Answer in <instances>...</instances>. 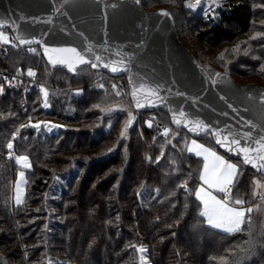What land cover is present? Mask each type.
Here are the masks:
<instances>
[{
    "label": "trees",
    "instance_id": "obj_1",
    "mask_svg": "<svg viewBox=\"0 0 264 264\" xmlns=\"http://www.w3.org/2000/svg\"><path fill=\"white\" fill-rule=\"evenodd\" d=\"M228 1L217 18L193 14L191 30L198 38L202 36L208 41L210 47L257 32L255 2ZM162 3V0L140 2L147 10L165 9L159 6ZM170 13L185 44L179 22ZM186 47L191 51L188 45ZM26 48L29 47L10 49L3 59L0 57V150L8 153L7 144L19 131V138L13 139L14 150L33 162L26 172L28 196L16 206L11 204L9 189L13 169L0 157L1 264H140L137 248L141 245H146L150 264H221V257L227 264H264V211L252 213L251 226L245 224L241 232L231 235L211 229L199 215L200 202L194 189L200 182L203 162L183 151L180 137L172 146L165 145L166 140L157 133L155 124L173 128L166 109L164 123L151 122V127L147 122L141 123V135L134 136L126 148L121 145L104 160H96V157L115 142L119 120L113 121L109 130L102 128V135L95 136L85 130L70 133L61 130L41 138V133L34 128L23 127L44 114L40 107L42 98L37 96L42 86L39 81L42 74L53 69L45 62L39 48V59L23 53ZM195 58L207 71V65ZM41 68L45 73L40 74ZM28 69H37L36 85L22 92L9 81L14 76L27 80L24 74ZM54 70L65 73L63 68ZM52 78L51 82L49 80L51 88L61 85L60 80ZM94 89L85 90L77 97L71 93L67 96V103L76 106L71 117L73 122L80 117L81 109L102 94L101 90ZM114 95L107 91L106 105L117 99ZM58 100L53 97V105ZM58 109L56 106L48 110L50 116L55 114L63 122H70ZM85 150L92 151L89 153L92 162L78 158V152ZM72 159L77 160L75 165L83 164L87 168L70 178L62 205H56L58 221L46 226L45 215L39 211L40 197L47 193L59 169L71 166ZM248 172L250 174L251 170L246 168ZM248 183L247 176L242 175L232 189L233 198L248 195ZM185 184L187 190L182 187Z\"/></svg>",
    "mask_w": 264,
    "mask_h": 264
},
{
    "label": "water",
    "instance_id": "obj_2",
    "mask_svg": "<svg viewBox=\"0 0 264 264\" xmlns=\"http://www.w3.org/2000/svg\"><path fill=\"white\" fill-rule=\"evenodd\" d=\"M165 12L168 15H161ZM0 21L4 22L0 29H7L19 47H39L53 69L75 74L89 66L110 77L125 75L135 112L165 108L173 128L193 139L210 134L216 148L230 159L241 162L242 155L216 144L212 131L229 139L238 136L242 146L251 147L264 136V85L242 84L228 71L210 75L182 42L166 9L147 10L138 0H62L58 5L54 0H0ZM17 37L33 42L22 44ZM46 48H75L90 63L69 71L65 65L51 63L49 56L57 54H46ZM112 67L119 71H111ZM136 100L143 107L138 108ZM181 111L185 117L178 126L173 117ZM193 121H202L209 131H189ZM244 133H251V139L243 138Z\"/></svg>",
    "mask_w": 264,
    "mask_h": 264
},
{
    "label": "rangeland",
    "instance_id": "obj_3",
    "mask_svg": "<svg viewBox=\"0 0 264 264\" xmlns=\"http://www.w3.org/2000/svg\"><path fill=\"white\" fill-rule=\"evenodd\" d=\"M55 3L58 5L62 0H54ZM139 2L144 0H138ZM152 2H155V0H149ZM158 1V0H156ZM163 5H159L162 8L168 9L170 12L173 13V15L176 17L177 21L179 22V28L181 30V36L183 41L186 45L191 49V51L195 54L196 57H198L199 61L204 62L207 65V71L210 72V75H214L215 73L219 71H229L231 72L236 79H238L243 84H249V83H259L260 85H264V0H247L248 2H255L254 7H256L257 11L255 12L256 18L254 19L255 23V29H257V32H249L246 33V35L243 37H237L235 38L231 43H223L220 44V46L217 47H210L208 46L207 42L204 41L202 36H199V38L196 36L193 30H191V20L193 17V14L198 15H204L206 17H210L212 19L217 18V16H220V12L224 10L229 3L228 0H200V4L196 8H189L187 7V4H195L196 0H162ZM153 7H156L154 5ZM260 26H263V28H259ZM2 31L5 36L8 37L9 42L8 43H2L0 42V57L3 59L4 56H6L10 49L16 50L19 49V46H17L12 40V36L10 32L7 29H3ZM202 37V38H201ZM258 42V44H257ZM257 44V45H256ZM39 47H29L26 48L27 50H22L23 53L33 54V56H38L39 59L40 52ZM29 49H35V51H29ZM236 49H239V51H236ZM32 56V55H31ZM50 69V68H49ZM31 70L35 73L36 76V70L28 69L24 76L27 78V80H24V77L22 76H14L10 79V84L15 87L16 89L21 90L22 92L30 91L34 88L35 84V76H29L27 73ZM44 72L43 68H41V72ZM98 71H93L90 67H85L80 70H78L75 74H68L63 73L60 74V72L55 71L54 69L48 70V73L42 74V77H40V83L42 84L41 87H37L40 89L38 97L42 98L40 107L43 108L44 114L38 117V120L34 122H30V125L39 124L40 128H34L37 130L40 134V137L44 138L49 135H55L58 134L59 131L64 130L63 132H69L72 130H85L92 135H102L103 129L105 127V130H109L111 127L110 125L113 123V121L119 120L120 127H119V134L116 138L115 142L112 144V146L106 150L102 155L96 157V160H104L108 157H111L116 151L119 149L121 145L128 146L132 141L134 136L137 134L142 133V129H140L143 125L141 123L147 122V124H150L151 122L155 123H164V114H165V108L156 111V112H148V113H140L135 112L134 109L131 106L128 91H127V82L126 77L120 76V77H108L104 76L102 73ZM55 78V80H60L61 85L58 87L52 86L50 87L49 80ZM20 78V79H19ZM63 80V81H62ZM59 81V82H60ZM115 86V87H113ZM94 88L101 90L102 94H100L97 97V100L89 102L88 106H85V108L80 110V117H76L75 121L73 122V110L76 109V106L74 104L67 103L66 98L71 93L73 96L77 97L80 95H83L84 91L87 90H95ZM112 91L114 94L117 92L120 93V95H114L116 96L115 101H109L108 105L107 100V91ZM45 92H47V104L48 107H45ZM54 93V94H53ZM53 97L55 99L59 98L57 101V104L53 105ZM67 103V104H66ZM58 106V110L61 111L60 114L64 117H68L69 121L71 122H63L58 118V116H50L48 110H51V108L54 109V107ZM57 110V111H58ZM87 110H89L87 112ZM59 112V111H58ZM96 114H95V113ZM49 115V116H48ZM131 117H134L132 119L131 125H128V121ZM70 116V117H69ZM72 117V118H71ZM37 119V118H36ZM35 120V119H34ZM109 120V121H108ZM60 121V122H57ZM107 122V123H106ZM53 125H57L59 127H52ZM93 125V126H91ZM157 133L165 138V145L172 146L177 141V138L180 137L181 141V147L183 151H187V146L191 145V142L195 140L199 144L205 145V147L212 148L214 151H216L218 154L221 155V153L216 148L212 137L210 134H206L198 139H193L189 137L183 130H178L177 128H171L166 125L162 126V124L157 125ZM33 128V127H32ZM51 128V130H49ZM101 128V129H100ZM126 129V131H125ZM165 129H169L170 133L166 137L164 135ZM125 132V135L122 137L121 133ZM19 131L16 132L14 137L12 138L11 142L14 145L15 138H19ZM76 138V137H75ZM176 139V140H175ZM76 142V141H75ZM74 147V146H73ZM3 150H0V157H2V160H4L6 163L11 165L12 167V180L9 184L10 189V201L11 204H15L16 206H19L22 204V202L25 201V198L28 196V186H29V179L26 178V172L29 170L33 165V162L31 158H29V162L31 164L30 168H23L22 165L17 164L15 162V156H26V155H18V153L15 152L14 148L11 150L14 153L13 158H9V152L8 153L2 152ZM70 152V151H69ZM71 151L70 153H72ZM82 153L78 152V158L81 159H88L90 162H92V159L89 156V153H91V150H85L81 151ZM68 153V152H67ZM65 152V154H67ZM187 153L190 156L196 157L194 153H190L187 151ZM221 156H224L223 154ZM226 160H229L232 163H235L238 165V167L242 171V175L245 174L248 178V195L245 196H236V198H242L246 201L244 207H253L254 209L257 208L258 205H262V201L260 200V197L257 195L256 197H253V191L259 192L260 189H256L255 185L253 184L254 180H260L261 183H264V176L256 174L254 172L246 173V167L243 164H239V162L234 161L226 156H224ZM77 161V160H75ZM73 162V159L69 162L71 163V166H65L63 168L59 169L58 175H55V178L53 177L52 181L49 183L47 188V193L41 195L40 199V207L39 211L44 213L45 217L43 219V222L46 226L54 225L58 221L57 220V210L56 205H62L63 199L69 190V180L72 178L74 173L78 172H85L84 169L87 168L86 165L83 166L81 164V167L79 165H75L76 162ZM74 166H73V163ZM203 162V161H202ZM14 163V165H13ZM86 163V161H85ZM203 166V163H202ZM82 169V170H81ZM249 170V169H248ZM23 171L24 172V179L27 181L26 184L21 185L22 190V202L17 204L16 203V184L18 181H20L19 173ZM245 171V172H244ZM242 175L240 177H242ZM239 177V178H240ZM200 183V182H199ZM197 184L196 190L201 184ZM67 190V191H66ZM66 191V192H65ZM218 196V198H222V194H215ZM235 196V194H234ZM66 197V196H65ZM59 202V203H58ZM200 202V201H199ZM202 209V205L200 203V211ZM264 211V210H256L253 213L258 214V212ZM3 215L2 212V205L0 204V217ZM252 213L250 214V216ZM204 218V217H203ZM205 220V218H204ZM206 222V220H205ZM207 224V223H206ZM208 227L212 228L207 224ZM217 231H220L219 229H216ZM221 232V231H220ZM145 248L146 245H141L139 248ZM137 248V250L139 249ZM139 252V251H138ZM140 256V264H141V256H144L146 259L147 264H150L147 253H141L139 252ZM1 264V262H0Z\"/></svg>",
    "mask_w": 264,
    "mask_h": 264
},
{
    "label": "snow or ice",
    "instance_id": "obj_4",
    "mask_svg": "<svg viewBox=\"0 0 264 264\" xmlns=\"http://www.w3.org/2000/svg\"><path fill=\"white\" fill-rule=\"evenodd\" d=\"M215 2V0H214ZM200 4V0H196L195 4H187L189 8H196ZM161 15H168V13H161ZM0 27H4V22L0 21ZM16 39L20 40V43H32L31 40H24L20 37ZM0 42L8 43L9 39L0 31ZM91 49H89L90 51ZM29 51H35V49H29ZM239 51V49H236ZM49 52L57 54L55 57L49 56L51 63L61 64L68 67L69 71H75L77 65H83L90 63V61L85 60L84 56L77 52L75 48H54V49H45V53ZM70 54V55H67ZM96 60H100V57H96ZM109 65L105 64L104 67ZM91 67L96 68V63H91ZM111 71H119L118 68L112 67ZM29 76H35V73L31 70L27 73ZM115 87V86H113ZM140 89L143 90V85L140 86ZM2 90V89H0ZM120 95L119 92L116 93ZM150 94H155L154 90H150ZM133 98L136 99V91H133ZM45 107H48L47 104V92H45ZM136 106L143 107L139 100H136ZM185 117L184 112L179 113V117L174 116L173 122L178 126L181 124L182 120ZM131 117L128 121V125H131ZM193 127L189 128V131L193 132H208L209 128L202 121H193ZM33 127L40 128L39 124L34 125H25L23 127ZM185 127H188V124H184ZM52 127H59L53 125ZM151 127V124H149ZM253 127H255L253 125ZM51 130V128H49ZM126 131V129H125ZM169 129H165L164 135L167 136ZM211 134L215 136L216 144L220 147L225 148L227 152L235 153L236 155H242V163L245 165H251L253 169L257 172L264 175V136H261L260 139L254 141L256 147L251 146H242L240 138L238 136H233L229 139V136L225 135L221 137L219 132L212 131ZM125 132L121 133L123 137ZM243 138L251 139V133H244ZM7 148L10 150L9 158L14 157V153L11 151L14 148L13 143L10 141L7 144ZM187 151L194 153L197 157L203 158V171L200 174L201 185L195 190V197L200 201L202 209L199 213L201 217H204L206 223L214 229H219L221 232L226 234H235L243 230V226L248 224L251 226V216L250 214L256 210H264V183H261L260 180H254L253 184L256 189H260L259 192L253 191V197L257 195L262 201V205H258L257 208L247 207L244 205L246 201L242 198H233L232 189L239 182V177L242 175L241 169L237 164L226 160L224 156L219 155L212 148L205 147L203 144L197 143L195 140L191 142V145L187 146ZM15 162L22 165L23 168H30L31 164L27 156H15ZM20 181L16 184V203L19 204L22 202V190L21 185L26 184L27 181L24 179V172L19 173ZM206 186V187H205ZM187 190V184L182 185ZM213 193L222 194V198H218L217 195ZM139 252L144 253L147 249L141 247L138 249ZM221 264H227L226 260L221 257ZM141 264H147L144 256H141Z\"/></svg>",
    "mask_w": 264,
    "mask_h": 264
},
{
    "label": "crops",
    "instance_id": "obj_5",
    "mask_svg": "<svg viewBox=\"0 0 264 264\" xmlns=\"http://www.w3.org/2000/svg\"><path fill=\"white\" fill-rule=\"evenodd\" d=\"M220 155V154H219ZM196 156V155H195ZM196 158H199V159H201L202 161H203V158L202 157H197L196 156ZM203 171V166H202V170H201V172ZM202 182L200 181V183L199 184H201ZM206 187V186H205ZM213 194H219V193H213Z\"/></svg>",
    "mask_w": 264,
    "mask_h": 264
},
{
    "label": "built area",
    "instance_id": "obj_6",
    "mask_svg": "<svg viewBox=\"0 0 264 264\" xmlns=\"http://www.w3.org/2000/svg\"><path fill=\"white\" fill-rule=\"evenodd\" d=\"M15 42V41H14ZM16 44V43H15ZM17 45V44H16ZM18 46V45H17Z\"/></svg>",
    "mask_w": 264,
    "mask_h": 264
}]
</instances>
